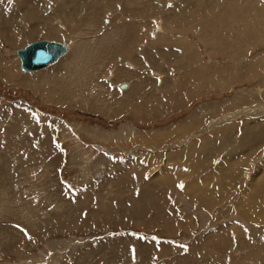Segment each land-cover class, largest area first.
I'll return each instance as SVG.
<instances>
[{
  "label": "rangeland",
  "instance_id": "374dc122",
  "mask_svg": "<svg viewBox=\"0 0 264 264\" xmlns=\"http://www.w3.org/2000/svg\"><path fill=\"white\" fill-rule=\"evenodd\" d=\"M0 264H264V0H0Z\"/></svg>",
  "mask_w": 264,
  "mask_h": 264
},
{
  "label": "water",
  "instance_id": "95a60500",
  "mask_svg": "<svg viewBox=\"0 0 264 264\" xmlns=\"http://www.w3.org/2000/svg\"><path fill=\"white\" fill-rule=\"evenodd\" d=\"M68 46L58 40L40 39L28 43L18 50L21 59V67L24 71H36L45 69L55 64L60 57L66 54ZM127 84H121L126 87Z\"/></svg>",
  "mask_w": 264,
  "mask_h": 264
},
{
  "label": "bare ground",
  "instance_id": "6f19581e",
  "mask_svg": "<svg viewBox=\"0 0 264 264\" xmlns=\"http://www.w3.org/2000/svg\"><path fill=\"white\" fill-rule=\"evenodd\" d=\"M238 26H239V25H238ZM204 40H205V39H204ZM157 41H158V40H157ZM205 41H207V40H205ZM163 42H165V40H164ZM153 43H154V42H153ZM159 43H160V42H159ZM171 44H172V43H171ZM149 45H150V44H149ZM155 45H156V44H155ZM67 46H68V44H67ZM153 46H154V44H153ZM162 47H163V46H162ZM164 47H165V46H164ZM68 52H69V46H68V50H67L66 54H68ZM17 53H18V51H17ZM66 54H65V55H66ZM65 55H63V56H65ZM18 56H19V55H18ZM63 56H62V57H63ZM19 57H20V56H19ZM62 57H60L59 60H60ZM59 60H58V61H59ZM58 61H57V62H58ZM57 62H56V63H57ZM56 63H55V64H56ZM53 65H54V64H53ZM51 66H52V65H51ZM49 67H50V66H49ZM47 68H48V67H47ZM22 69H23V68H22ZM36 71H38V70H36ZM29 72H32V71H29ZM32 79H33V78H32ZM124 84H127V85H128V83H124ZM122 85H123V84H122ZM127 87H128V86H126V87H121V86H120L121 89H126ZM244 113H245V112H244Z\"/></svg>",
  "mask_w": 264,
  "mask_h": 264
}]
</instances>
